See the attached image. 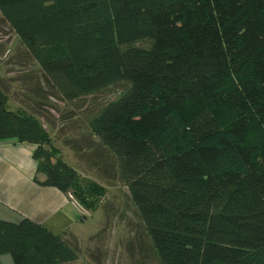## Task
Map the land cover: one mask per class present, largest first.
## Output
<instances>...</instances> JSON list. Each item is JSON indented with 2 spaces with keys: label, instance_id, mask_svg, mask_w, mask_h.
Returning a JSON list of instances; mask_svg holds the SVG:
<instances>
[{
  "label": "trees",
  "instance_id": "1",
  "mask_svg": "<svg viewBox=\"0 0 264 264\" xmlns=\"http://www.w3.org/2000/svg\"><path fill=\"white\" fill-rule=\"evenodd\" d=\"M0 14L60 98L124 85L87 129L160 264H264V0H0ZM8 99L0 84V140L34 144L36 182L92 208L103 187ZM68 235L0 220V256L72 262Z\"/></svg>",
  "mask_w": 264,
  "mask_h": 264
},
{
  "label": "rangeland",
  "instance_id": "2",
  "mask_svg": "<svg viewBox=\"0 0 264 264\" xmlns=\"http://www.w3.org/2000/svg\"><path fill=\"white\" fill-rule=\"evenodd\" d=\"M33 67H36V62L0 14V84L9 96L6 108L15 110L24 106L28 112L40 116L39 124L45 126L42 128L48 135L58 126L57 138L65 135L66 131L74 134L78 131L81 143L64 142L67 147L60 146L62 156L78 167L85 175V181H93L104 189L96 191L89 206L92 208L79 204L70 192L74 200L69 199L80 205L86 220L80 213L77 222L68 228L78 229L84 226V221L88 227L78 248L80 264H84L82 260L90 261V264H160L125 184L119 178L116 158L93 141L89 132L87 135L79 131L83 127L87 129L88 118L116 98L124 85L119 83L67 101L50 89L43 75ZM12 91L16 93L11 94ZM87 199L90 200L89 197ZM66 237L75 240L70 233Z\"/></svg>",
  "mask_w": 264,
  "mask_h": 264
},
{
  "label": "crops",
  "instance_id": "3",
  "mask_svg": "<svg viewBox=\"0 0 264 264\" xmlns=\"http://www.w3.org/2000/svg\"><path fill=\"white\" fill-rule=\"evenodd\" d=\"M32 69L40 73L37 64ZM15 70L18 71L19 69ZM13 93L15 94L16 91H12L11 94ZM76 117L73 116V118ZM55 123L58 125L57 122ZM60 125L63 126V124ZM58 128L55 126L50 137L53 145H56L60 151L61 145L67 147L64 143L66 141H73L77 145L81 143L78 131L75 134L66 131L65 135L57 138ZM79 131L89 135L88 129L84 127ZM73 135L74 138H72ZM90 136L93 141H96L92 135ZM33 149L34 144L31 143L18 142L15 139L0 140V220L18 223L23 218H28L40 223L53 233L68 232L75 237L79 248L82 245L84 234L88 232L85 221L84 226L78 229L68 227L77 222L78 214L81 213L82 217L85 218L84 220L86 217H84L79 205L69 199L65 193L55 187L36 182L34 178L42 179L43 175L36 171L37 162L32 156ZM72 165L81 173L74 163ZM0 262L1 264H9L11 262L10 255H1ZM82 262L90 264V261L82 260ZM64 264H80V257L78 256L76 260Z\"/></svg>",
  "mask_w": 264,
  "mask_h": 264
},
{
  "label": "built area",
  "instance_id": "4",
  "mask_svg": "<svg viewBox=\"0 0 264 264\" xmlns=\"http://www.w3.org/2000/svg\"><path fill=\"white\" fill-rule=\"evenodd\" d=\"M43 126V128H45V126L44 125H42ZM68 198H71L72 199V197L71 196H69ZM75 202V201H74Z\"/></svg>",
  "mask_w": 264,
  "mask_h": 264
}]
</instances>
